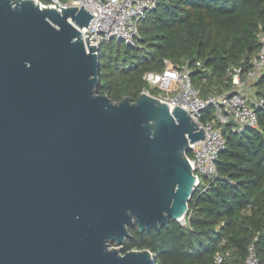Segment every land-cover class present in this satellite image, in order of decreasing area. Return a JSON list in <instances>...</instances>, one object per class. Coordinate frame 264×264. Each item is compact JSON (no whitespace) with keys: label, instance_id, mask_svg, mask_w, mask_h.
Returning a JSON list of instances; mask_svg holds the SVG:
<instances>
[{"label":"water","instance_id":"water-1","mask_svg":"<svg viewBox=\"0 0 264 264\" xmlns=\"http://www.w3.org/2000/svg\"><path fill=\"white\" fill-rule=\"evenodd\" d=\"M93 17L0 0V264H152L110 245L182 220L196 191L186 152L204 130L146 92L97 93Z\"/></svg>","mask_w":264,"mask_h":264},{"label":"trees","instance_id":"trees-1","mask_svg":"<svg viewBox=\"0 0 264 264\" xmlns=\"http://www.w3.org/2000/svg\"><path fill=\"white\" fill-rule=\"evenodd\" d=\"M139 31L142 48L116 39L102 45L98 94L114 103L135 101L144 91L157 95L144 76L162 72L164 59L178 69L188 67L202 97L219 94L231 86L229 70L252 68L264 33V0H158ZM254 88L264 97V78ZM213 112L208 107L202 120ZM257 114V129L223 126L226 144L217 175L202 178L188 201L186 224L170 220L167 227L144 232L129 226L123 254L150 250L152 264H245L253 245L264 264V109Z\"/></svg>","mask_w":264,"mask_h":264},{"label":"built area","instance_id":"built-area-1","mask_svg":"<svg viewBox=\"0 0 264 264\" xmlns=\"http://www.w3.org/2000/svg\"><path fill=\"white\" fill-rule=\"evenodd\" d=\"M34 1L40 7L58 11L68 6H83L94 17L87 27L80 30L81 38L86 48L88 41L89 46L100 50L103 44L113 39L121 40L128 46L142 48L139 42V24L158 3V0ZM259 41L260 49L251 61L252 68L246 72L241 69L229 70L231 86L219 94L202 97L192 82L190 69L186 66L178 69L167 59H164L165 67L162 72L144 76L147 82L154 81V87L158 91L154 97L167 103L170 108H182L198 127L204 130V139L189 144L186 152V158L196 178L195 188L201 185L202 178L211 179L217 175L218 157L226 144L222 133L223 126L232 122L233 130L237 132L259 128L257 111L264 109V97L257 95L254 83L264 78V33L259 34ZM210 106L214 108L213 115L202 120L203 113ZM206 189L207 187H204L202 191ZM179 222L186 224L184 218ZM215 260L221 263L223 254L218 253ZM245 264H260L253 245L247 249Z\"/></svg>","mask_w":264,"mask_h":264},{"label":"rangeland","instance_id":"rangeland-1","mask_svg":"<svg viewBox=\"0 0 264 264\" xmlns=\"http://www.w3.org/2000/svg\"><path fill=\"white\" fill-rule=\"evenodd\" d=\"M62 1H66V0H62ZM153 79V78H152ZM148 84H149V86H150V88L152 89V88H155L154 87V81L153 80H150L149 82H148ZM149 94H150V92L149 91H147ZM161 93V92H160ZM151 96H156V95H152V94H150ZM121 247H122V245H121ZM121 247L120 246H117L116 244H114V243H111V245H110V248H114V249H121Z\"/></svg>","mask_w":264,"mask_h":264}]
</instances>
